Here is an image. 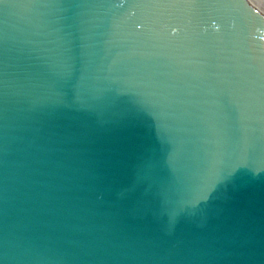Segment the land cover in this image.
Here are the masks:
<instances>
[{"label": "water", "instance_id": "water-1", "mask_svg": "<svg viewBox=\"0 0 264 264\" xmlns=\"http://www.w3.org/2000/svg\"><path fill=\"white\" fill-rule=\"evenodd\" d=\"M0 264H264L249 1L0 0Z\"/></svg>", "mask_w": 264, "mask_h": 264}, {"label": "bare ground", "instance_id": "bare-ground-1", "mask_svg": "<svg viewBox=\"0 0 264 264\" xmlns=\"http://www.w3.org/2000/svg\"><path fill=\"white\" fill-rule=\"evenodd\" d=\"M250 2L252 8L255 12L264 18V0H247Z\"/></svg>", "mask_w": 264, "mask_h": 264}]
</instances>
